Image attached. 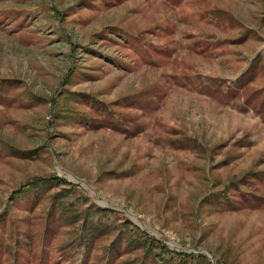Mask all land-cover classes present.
I'll list each match as a JSON object with an SVG mask.
<instances>
[{
	"label": "rangeland",
	"instance_id": "obj_1",
	"mask_svg": "<svg viewBox=\"0 0 264 264\" xmlns=\"http://www.w3.org/2000/svg\"><path fill=\"white\" fill-rule=\"evenodd\" d=\"M0 264H264V0H0Z\"/></svg>",
	"mask_w": 264,
	"mask_h": 264
}]
</instances>
